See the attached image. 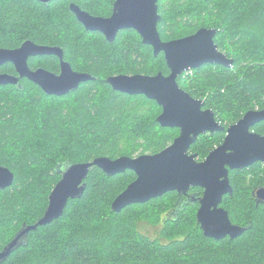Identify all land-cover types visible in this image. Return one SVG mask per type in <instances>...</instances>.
<instances>
[{
    "label": "trees",
    "instance_id": "16d2710c",
    "mask_svg": "<svg viewBox=\"0 0 264 264\" xmlns=\"http://www.w3.org/2000/svg\"><path fill=\"white\" fill-rule=\"evenodd\" d=\"M71 1L92 14L101 4L0 0V48H17L26 39L60 46L74 70L93 76L61 96L45 94L24 78L20 86L0 85V165L14 174L12 184L0 189V250L23 223L42 216L65 163L156 153L179 133L176 127L157 123L161 107L156 101L121 93L106 82L116 74H168L163 53L155 56L132 28L119 31L112 41L85 29L71 11ZM183 1L186 13L177 20L172 14L166 17L158 1L161 39L214 27L219 50L233 58L231 67L203 65L177 80L191 96L203 99L224 127L198 136L190 146L202 160L222 142L229 125L248 110L264 108V0H196L198 6ZM28 65L59 70L53 55L36 56ZM0 72L16 74L10 63L1 65ZM252 129L264 135V121ZM135 177L131 170L108 176L92 166L82 196L70 199L58 219L30 231L25 244L0 264H236L240 257L264 262V203L257 204L251 195L264 186L263 163L229 173L233 192L221 205L232 223L249 226L234 239L203 234L195 217L198 202L190 200L202 195L199 186L190 187L187 194L170 191L112 211L114 198ZM77 207L75 215L81 220L66 227ZM141 222L159 225L158 235L151 238L141 232Z\"/></svg>",
    "mask_w": 264,
    "mask_h": 264
},
{
    "label": "water",
    "instance_id": "95a60500",
    "mask_svg": "<svg viewBox=\"0 0 264 264\" xmlns=\"http://www.w3.org/2000/svg\"><path fill=\"white\" fill-rule=\"evenodd\" d=\"M48 3L50 0H37ZM158 0H116L109 17L93 16L75 4L71 11L85 29L102 33L108 41L114 40L119 31L132 28L138 32L144 44L153 48L157 56L163 53L169 74L161 71L148 74H116L106 82L116 91L129 95L142 94L156 101L161 112L156 117L162 127H176L179 134L162 150L136 156L121 155L116 158L98 156L92 161L65 163L58 170L61 174L48 195V203L42 216L32 224H23L0 250V263L15 249L24 245L30 231L58 219L70 199L79 198L85 190V179L92 166L102 169L108 176L131 170L135 179L112 201L111 210L120 212L128 205L143 203L154 197L176 191L187 194L190 187L203 188L198 201L196 222L203 234L214 239L242 235L249 226L231 222L228 211L220 206L225 195L233 188L229 171L243 169L256 162L264 163V135L252 128L264 121V108L248 110L235 123L226 128L221 144L211 149L203 160L190 153V146L198 136L224 129L216 120L214 110L204 108L205 101L194 98L182 89L177 78L191 69L203 65L231 67L233 58L220 51L214 41L216 28L200 27L195 32L180 38L163 41L158 31L161 19ZM37 55H54L59 58L58 73L43 67L30 69L28 59ZM12 63L17 75L0 73V85L20 86L26 78L48 95H65L77 89L81 83L93 79L86 72H79L64 60L60 46L37 44L24 40L17 48H0V65ZM14 175L6 166H0V188L13 182ZM256 203H264V187L252 192Z\"/></svg>",
    "mask_w": 264,
    "mask_h": 264
},
{
    "label": "rangeland",
    "instance_id": "374dc122",
    "mask_svg": "<svg viewBox=\"0 0 264 264\" xmlns=\"http://www.w3.org/2000/svg\"><path fill=\"white\" fill-rule=\"evenodd\" d=\"M188 4H191V5H195V6H198L200 5V3L196 0H188ZM240 1V0H237V2ZM183 0H162V3H163V6L165 8V16H169V14H172L173 15V18L174 19H178L180 18L181 15H185L186 12H184L185 7H184V4H183ZM111 4V1L110 0H102L101 1V4L99 5V8L100 9H103V8H107L109 7ZM170 7V8H169ZM199 19V18H198ZM207 19V18H206ZM200 20V19H199ZM214 21H211V23H213ZM202 27H206V26H202ZM208 28H211V27H208ZM214 28V27H212ZM224 52V51H223ZM225 53V52H224ZM26 110L28 109L25 108ZM38 128V127H37ZM136 155H139V154H136ZM136 155H133V156H136ZM80 208V206H79ZM79 208L77 207L74 212L70 213L69 214V218H68V223H66V227H68V225H73L75 224L77 221L81 220L80 218H77L79 216H76L75 213L78 211L79 212ZM82 210V208H80ZM80 210V211H81ZM76 211V212H75ZM82 216H89V214H84ZM84 219V218H83ZM87 219V218H86ZM139 229L141 230V232H143L145 235L153 238V237H156L158 235V232H159V229H160V226H153V225H150L148 223H144V222H141L139 224ZM241 258V257H240ZM236 262V264H264L263 261H244L243 259H240Z\"/></svg>",
    "mask_w": 264,
    "mask_h": 264
},
{
    "label": "flooded vegetation",
    "instance_id": "af4514ba",
    "mask_svg": "<svg viewBox=\"0 0 264 264\" xmlns=\"http://www.w3.org/2000/svg\"><path fill=\"white\" fill-rule=\"evenodd\" d=\"M102 1V0H101ZM111 1V4H110V6L109 7H107V8H103V9H100L99 7H97V9L95 8V11H96V14H92V13H90V12H88V10H86V9H83V8H81L80 7V5H78V4H76L75 2H73V1H71L70 3H69V7H70V5L71 4H75V5H77L78 7H80V9L81 10H83V11H85V12H87V13H89V14H91V15H93V16H100V17H109L111 14H112V12H113V7H114V3H115V1L116 0H110ZM159 1V0H158ZM158 3V2H157ZM158 13H159V10H158ZM75 15V14H74ZM163 40V39H162ZM163 41H167V40H163ZM153 49V48H152ZM64 52V51H63ZM161 53V52H160ZM37 56H41V55H37ZM54 56V55H53ZM34 57H36V56H32V57H29V59H28V64H29V60L30 59H32V58H34ZM56 57V56H55ZM57 58V60H58V64H59V70H60V61H59V58L58 57H56ZM64 60H66L65 58H64ZM66 61H68V60H66ZM7 64V63H6ZM10 64H12V63H10ZM4 65V64H3ZM13 65V64H12ZM1 66V65H0ZM13 67H14V65H13ZM30 67V66H29ZM38 67H40V66H36V67H30V69H32V70H35L36 68H38ZM15 70V69H14ZM59 70L56 72V73H58L59 72ZM16 72V71H15ZM170 72V71H169ZM0 73H7V72H0ZM10 74V73H9ZM169 74V73H168ZM12 75H17V72H16V74H12ZM23 79V78H22ZM24 79H26V78H24ZM177 80H178V78H177ZM178 82V81H177ZM204 108H207V107H205L204 106ZM253 130V129H252ZM179 134V133H178ZM226 134V133H225ZM225 137V136H224ZM224 139V138H223ZM223 141V140H222ZM222 143V142H221ZM220 143V144H221ZM219 145V144H218ZM217 146V145H216ZM190 152V151H189ZM191 153V152H190ZM204 159V158H203ZM202 159V160H203ZM262 163V162H261ZM264 164V163H263ZM0 166H4V165H0ZM7 167V166H6ZM234 170H236V169H234ZM231 171V170H230ZM230 171H229V173H230ZM13 173V172H12ZM14 175V174H13ZM14 180V179H13ZM230 181V180H229ZM260 187H264V186H260ZM7 188V187H6ZM257 188H259V187H257ZM257 188H254L252 191H251V195H252V192L255 190V189H257ZM1 189V188H0ZM202 194H203V188H202ZM202 196V195H201ZM201 196H199V197H201ZM252 197H253V195H252ZM254 198V197H253ZM255 199V198H254ZM223 201V200H222ZM198 202V201H197ZM255 202H256V200H255ZM222 204V202L220 203V206H222L221 205ZM257 204H259V203H257ZM198 207H199V203H198ZM223 207V206H222ZM224 208V207H223ZM198 209V208H197ZM225 209V208H224ZM229 215V214H228ZM24 224V223H23ZM22 224V225H23ZM234 224H236V223H234ZM239 225V224H238ZM242 226V225H241ZM15 234V233H14ZM241 236V235H240ZM13 237V236H12ZM5 245V244H4ZM3 245V246H4Z\"/></svg>",
    "mask_w": 264,
    "mask_h": 264
}]
</instances>
